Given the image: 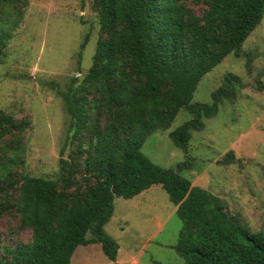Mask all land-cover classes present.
Returning <instances> with one entry per match:
<instances>
[{
    "label": "trees",
    "instance_id": "16d2710c",
    "mask_svg": "<svg viewBox=\"0 0 264 264\" xmlns=\"http://www.w3.org/2000/svg\"><path fill=\"white\" fill-rule=\"evenodd\" d=\"M201 3L205 9L197 14L190 5ZM27 6V0H0V54ZM96 6L106 37L98 41L83 79L59 93L69 124L54 179L12 178V169L23 162L21 145L14 138L8 147L5 139L30 124L0 110V198L31 231V241L7 249L0 264H70L79 246L92 244L116 264L119 245L104 231L115 199H133L156 185L182 222L173 249L183 264H264L263 232H251L223 200L192 186L179 174L185 163L160 169L140 151L182 109L191 118L169 136L186 151L191 131L201 130L203 119L235 96L240 81L228 75L210 104H191L202 77L228 55H239L264 18V0H97ZM83 134L79 174L78 163L65 159L64 151ZM233 160L229 153L224 163Z\"/></svg>",
    "mask_w": 264,
    "mask_h": 264
},
{
    "label": "rangeland",
    "instance_id": "374dc122",
    "mask_svg": "<svg viewBox=\"0 0 264 264\" xmlns=\"http://www.w3.org/2000/svg\"><path fill=\"white\" fill-rule=\"evenodd\" d=\"M27 1L22 23L0 54V110L30 125L21 135L6 137L5 143L11 147L16 138L21 145L23 162L12 169L13 179L23 174L54 179L69 124L59 93L83 79L98 41L106 35L100 29L97 0ZM190 6L197 14L205 9L204 3ZM228 75L240 81L235 96L222 100L214 116L203 119L201 130L191 131L186 151L169 136L190 120L183 109L166 130L149 135L140 151L160 169L177 170L185 163L179 174L192 186L223 200L227 212L251 232L264 233V18L239 55H228L202 77L191 104H210ZM86 142L83 134L64 151L65 159L78 163L79 174L84 154L79 157L77 151ZM229 153L234 160L226 164ZM2 154L0 147V159ZM8 203L0 198V258L7 249L31 241L30 229ZM114 209L104 231L119 245L116 264L184 263L173 249L182 222L160 186L135 199L116 198ZM70 264L111 263L101 246L92 244L79 246Z\"/></svg>",
    "mask_w": 264,
    "mask_h": 264
},
{
    "label": "crops",
    "instance_id": "0c3cea01",
    "mask_svg": "<svg viewBox=\"0 0 264 264\" xmlns=\"http://www.w3.org/2000/svg\"><path fill=\"white\" fill-rule=\"evenodd\" d=\"M149 190H151V188H150ZM149 190H147V191H145L144 193H142V194H140V195L134 197L133 199H135V198H137V197H139V196H142V195L146 194L147 192H149ZM114 212H115V209H114ZM116 262H117V261H116Z\"/></svg>",
    "mask_w": 264,
    "mask_h": 264
}]
</instances>
